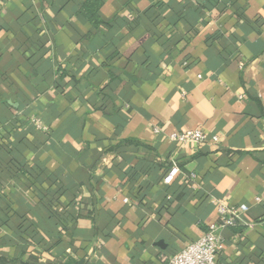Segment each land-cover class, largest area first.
<instances>
[{"label":"crops","instance_id":"1","mask_svg":"<svg viewBox=\"0 0 264 264\" xmlns=\"http://www.w3.org/2000/svg\"><path fill=\"white\" fill-rule=\"evenodd\" d=\"M218 203L264 264V0H0V264H167Z\"/></svg>","mask_w":264,"mask_h":264},{"label":"built area","instance_id":"2","mask_svg":"<svg viewBox=\"0 0 264 264\" xmlns=\"http://www.w3.org/2000/svg\"><path fill=\"white\" fill-rule=\"evenodd\" d=\"M31 124L36 128L45 129L36 120H32ZM153 132L158 134L160 131L154 127ZM168 139L170 142L179 145L201 146L219 142V138L216 135L209 137L198 129L174 133ZM178 174L179 167L177 164H172L163 178V183L165 185L172 184ZM195 178V174H190L188 180L194 182ZM258 201L259 199H256V202ZM216 211L219 217L218 222L210 226L201 238L188 244L180 252L170 257L167 264H215L216 255L222 246L221 232L228 227H235L238 224L239 217L248 212V207L246 205L235 207L218 203Z\"/></svg>","mask_w":264,"mask_h":264},{"label":"trees","instance_id":"3","mask_svg":"<svg viewBox=\"0 0 264 264\" xmlns=\"http://www.w3.org/2000/svg\"><path fill=\"white\" fill-rule=\"evenodd\" d=\"M87 20L88 21H90V22H92L93 24H94V26H98L99 24H105V23H103V22H101L100 21V19L98 18V16L97 15H95V14H89L88 16H87ZM136 19V18H135ZM65 211V210H64ZM50 214H51V216L52 217H54L55 218V215L57 216L58 215V213H56L54 210H51V212H50Z\"/></svg>","mask_w":264,"mask_h":264}]
</instances>
